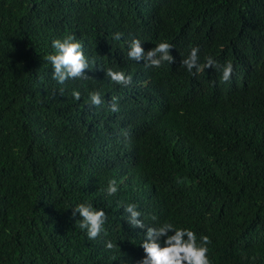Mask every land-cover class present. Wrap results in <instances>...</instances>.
I'll list each match as a JSON object with an SVG mask.
<instances>
[{
    "label": "trees",
    "instance_id": "obj_1",
    "mask_svg": "<svg viewBox=\"0 0 264 264\" xmlns=\"http://www.w3.org/2000/svg\"><path fill=\"white\" fill-rule=\"evenodd\" d=\"M69 35L96 67L61 85L47 56ZM133 38L145 52L167 41L175 63L130 60ZM192 47L201 63L231 61L230 81L181 66ZM106 65L153 98L124 92V106L128 86L91 83ZM113 97L135 119L110 123L115 137L104 119ZM80 203L105 210L106 235L88 239L72 216ZM128 204L146 226L207 235L211 264H264V0H0V264L140 261L146 228L128 224Z\"/></svg>",
    "mask_w": 264,
    "mask_h": 264
},
{
    "label": "clouds",
    "instance_id": "obj_2",
    "mask_svg": "<svg viewBox=\"0 0 264 264\" xmlns=\"http://www.w3.org/2000/svg\"><path fill=\"white\" fill-rule=\"evenodd\" d=\"M123 33H115L114 39L119 41ZM52 48L55 50L54 54L47 56V60L52 65V78L57 83L64 85L67 80L70 79H88L89 76L85 74V70L89 74L96 67L94 59L90 52V48L83 46L74 35H69L63 40L54 39L51 42ZM173 46L167 41L158 43L155 47L151 48L147 52L142 47V42L139 39L133 38L128 50V58L137 62L144 61L146 67L160 68L167 62L168 64L175 63V58L171 54ZM200 49L198 47H192L187 58L183 59L180 63L181 66L186 67L189 73L198 74L208 68H219L222 72L221 80L224 83L230 81L234 74L233 63L228 61L221 66L213 57H205V62H200L198 55ZM88 57V59H87ZM89 60L91 66L89 68ZM112 65V64H111ZM111 65H106L101 69V75L97 80H94L91 76V83H115L121 86H128L125 89L120 90V97L124 99V106H134V103L124 98L122 93H130L136 95V93H145L151 99L153 98L152 92H142L137 88V85L133 83L132 79L137 76H131L125 74L123 70H116ZM130 69V68H129ZM128 71V69H126ZM111 90V89H110ZM63 95V88L60 90ZM72 96L75 100L81 99V93L78 90H73ZM88 103L92 106L99 107L103 103L102 94L99 90H93L89 93ZM163 108L168 106V101L165 99L163 102ZM109 110L105 111L104 119L106 121L107 129L109 130L110 123H126L129 127L135 122L132 114L128 115L126 112H121L118 108L117 98L113 97L109 103ZM137 128L141 126L137 123ZM123 127V125H121ZM112 136L115 137V132L110 131ZM126 134V133H125ZM109 142L111 140L105 136ZM114 140V138H113ZM122 142H127L133 146L132 140H125L121 137ZM108 196H114L118 193V182L115 179L109 180L106 189H104ZM140 207L136 204H128L124 211L128 213V224L135 228V230L145 229V239L141 244L145 253L144 257L140 261H135L130 264H211L209 259V245L211 240L207 235L201 234L198 237L197 233L190 228H177L170 222H164L158 227L146 226L144 221L140 218L141 212L137 210ZM82 218L79 227L83 230L86 229L88 239L94 240L101 235L106 233L105 223L108 220V216L104 209H96L90 203H80L72 211V216L76 214ZM156 220V217H152ZM106 247L113 249L115 245L111 241H106Z\"/></svg>",
    "mask_w": 264,
    "mask_h": 264
}]
</instances>
